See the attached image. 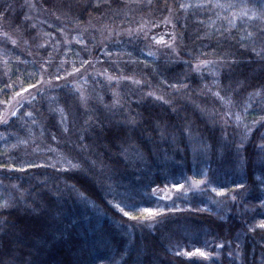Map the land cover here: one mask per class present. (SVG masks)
Here are the masks:
<instances>
[{
	"label": "trees",
	"instance_id": "16d2710c",
	"mask_svg": "<svg viewBox=\"0 0 264 264\" xmlns=\"http://www.w3.org/2000/svg\"><path fill=\"white\" fill-rule=\"evenodd\" d=\"M262 33L264 0H0L3 258L264 264Z\"/></svg>",
	"mask_w": 264,
	"mask_h": 264
},
{
	"label": "snow or ice",
	"instance_id": "6c2138e0",
	"mask_svg": "<svg viewBox=\"0 0 264 264\" xmlns=\"http://www.w3.org/2000/svg\"><path fill=\"white\" fill-rule=\"evenodd\" d=\"M217 6H221V5H217ZM181 7H186V5H181ZM262 35H264V33H262ZM253 51H255V49H253ZM257 55H260V54L257 53ZM262 58H264V57H262ZM201 63L206 65L209 62L208 61H202ZM56 78L59 79L60 77L57 76ZM134 83H139V81H134ZM170 86H172V85H170ZM149 95H151V93H149ZM215 95L219 96V93H216ZM156 99H161L162 100L163 97H156ZM221 99H223V98L221 97ZM13 115H15V113H13ZM27 115L29 117H31L32 116V113L29 112V113H27ZM65 120H66V117H64L63 114H62L61 120H60V124L63 126V129H62L63 132L64 133H67L69 131V129H68L67 126H64L65 125ZM237 120H239V116H237ZM5 123H6V121H5ZM86 123H87V121H86ZM129 123L135 124V121L134 120H130ZM249 132H251V129H249ZM105 135L106 136H110L112 143H114V144H120L121 141H123L126 138H128V130L126 128H122L120 126H113V127L109 128L108 133L105 134ZM52 139H55V136H53ZM80 139L82 140L83 137L81 136ZM261 139L264 140V133L261 134ZM80 147H81V150L83 151V150H86L87 145H81ZM239 147L242 148L243 147V143H241L239 145ZM259 148H260L261 152H264V143L260 144L259 145ZM48 150L49 151H52L51 148H49ZM119 155H121V156L124 155V150L123 149L121 150V152L119 153ZM91 163L93 165H95L96 162L95 161H91ZM54 166L55 165H53V167ZM71 167H72V169H80V165L79 164H72ZM21 170H23V169H21ZM67 170L68 169H65V171H67ZM238 187H243V185H238ZM232 199L235 200L236 197L233 196ZM9 207H11V206L9 204L5 203L2 206H0V210L7 209ZM115 207L118 208V209H120L121 212H123V209L120 208V205L119 204L115 205ZM129 207L136 208L137 206L135 204H132V205H129ZM144 212L145 213H148L150 215H154L155 214V213H152V211L150 209H144ZM123 214L125 216H130V212H123ZM131 218L136 219L138 217H131ZM0 223H3V221H0ZM258 227L261 228V229H264V222L260 223L258 225ZM5 248H6V245L4 244L3 240H0V264H15V261L14 260H5L3 258L6 255V253L4 252V249ZM197 252L201 256H206V253L200 251L199 249H197ZM20 264H31V261L30 260H24V261H21Z\"/></svg>",
	"mask_w": 264,
	"mask_h": 264
},
{
	"label": "rangeland",
	"instance_id": "374dc122",
	"mask_svg": "<svg viewBox=\"0 0 264 264\" xmlns=\"http://www.w3.org/2000/svg\"><path fill=\"white\" fill-rule=\"evenodd\" d=\"M197 184H194L193 186H196ZM197 187V186H196ZM163 194H165L166 192H162Z\"/></svg>",
	"mask_w": 264,
	"mask_h": 264
}]
</instances>
